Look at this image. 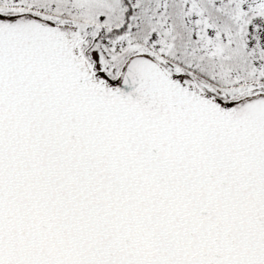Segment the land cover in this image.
I'll use <instances>...</instances> for the list:
<instances>
[{
  "label": "snow or ice",
  "instance_id": "1",
  "mask_svg": "<svg viewBox=\"0 0 264 264\" xmlns=\"http://www.w3.org/2000/svg\"><path fill=\"white\" fill-rule=\"evenodd\" d=\"M0 264H264V0H0Z\"/></svg>",
  "mask_w": 264,
  "mask_h": 264
}]
</instances>
